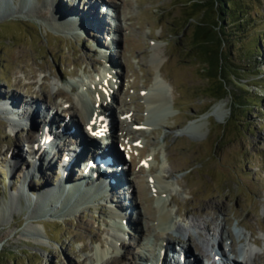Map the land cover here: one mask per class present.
Wrapping results in <instances>:
<instances>
[{"label":"rangeland","instance_id":"374dc122","mask_svg":"<svg viewBox=\"0 0 264 264\" xmlns=\"http://www.w3.org/2000/svg\"><path fill=\"white\" fill-rule=\"evenodd\" d=\"M239 2L248 21L230 31L225 77L229 89L243 94L250 111L232 119L233 94L221 99L210 94L209 65L201 56H194L191 48L196 21L187 13L193 0H0V100L14 95L13 101L19 98L22 104L16 114L0 108V264H109L123 249L148 254L150 248L157 253L162 240L156 235L162 230L158 224L163 211L185 224L193 223L194 212L206 219L213 213L216 218L219 215L230 227L238 248L247 243L240 235L253 234L258 242L253 246L258 258L261 255L256 263L264 264V0ZM99 3L114 9V20L103 13ZM96 7L107 22L94 19L100 32L107 25V30L99 33L102 37L66 23L63 11H72L71 16L73 11H89L94 17ZM115 26L119 30L115 31ZM258 43L259 49L255 47ZM109 63V70L117 72L114 81L119 78L122 82L115 98H108L114 141L116 138L121 143L122 130L130 127L136 140L144 144L142 149L131 148L134 161H129V170L123 172L122 181L113 189L119 191L124 178L129 183L133 178L124 193L133 203L139 201L136 206L141 213L147 199L151 200L156 216V220L142 219L141 224L152 226L151 233L139 231L140 245H136V238L124 235L118 253L110 248L112 227L117 222L126 225L122 220L127 219L120 212H112L118 196L114 192L108 195V189L96 192L94 201L90 197L87 202L84 197V201L77 199L79 204L62 197L59 206L55 200L38 197L59 188L67 147H58L53 169L42 176L35 171V162L45 168L52 164V155L34 153L33 144L48 123L44 115L52 112L58 119L66 116V99L77 110L71 122L85 119L87 112L90 115L88 107L94 104L86 102L85 97L80 100L78 93L83 83L106 73L104 68ZM77 81L80 86L72 90L70 84ZM161 89L166 96L151 107L149 95ZM27 101H35L42 109L33 117L37 124L30 128L23 111ZM47 104L54 110L44 114ZM125 110L135 115L131 123L126 122L130 115L124 119ZM150 115L153 120L148 121ZM148 122L151 124L145 129L134 128ZM29 133L35 134L30 143ZM140 153L149 158L151 167L139 161ZM17 158L21 160L14 164ZM73 174L76 177L79 173ZM159 176L167 185L162 194L155 186ZM119 206V210H127L124 204ZM210 206H215L214 210H209ZM136 212L130 209L133 218ZM212 228L219 233L216 225ZM169 231V245L176 251L180 248L175 240L178 233L173 228ZM192 231L182 237L189 254L196 258L202 247L196 241L201 245L206 232L197 226ZM232 240L223 235L221 247L227 253ZM210 249L217 250L218 243ZM100 250L108 251L107 255H98ZM151 255L141 263L153 262ZM243 262L247 264L246 260L239 264Z\"/></svg>","mask_w":264,"mask_h":264},{"label":"bare ground","instance_id":"6f19581e","mask_svg":"<svg viewBox=\"0 0 264 264\" xmlns=\"http://www.w3.org/2000/svg\"><path fill=\"white\" fill-rule=\"evenodd\" d=\"M114 6H115L114 8H117L116 4H114ZM39 12H41V10ZM71 12L72 11H70L68 9L63 11L65 18H66V23L68 24V26H71V27L75 26V28H76V26L77 27L80 26L84 30H89V31L93 30L95 32L96 36L100 35V37H102V35L99 33H102V32L107 30V25H105L106 29L102 30L101 32L98 30V28L96 26V22L94 19H96V18H99V19L103 18L104 19V16L101 13L102 11H100L98 9V7H96V10L94 11V13H95L94 17H90L89 14H91V13H89V11L88 12L73 11V16L70 15V14H72ZM105 22H106V20H105ZM58 24L61 25L62 21ZM106 24H107V22H106ZM114 30L115 31L119 30V27L115 26ZM111 70L113 71V68ZM111 70H109V71H111ZM115 76H116L115 71L113 74H110V78H109V74L104 72L98 78H94L93 80L90 79L89 82L83 83V85H85L84 92L79 91L78 98L81 100V98L83 99L85 97L84 99L86 100V102L90 101L94 104V105L88 107L89 109H91L90 115L87 112L84 114V117L86 115L85 119H83V117L80 119L78 118L77 121H75V120L73 121L74 123L71 121H67L65 123V126H66V129H71L72 128L71 124H74V126H75V122L78 124L81 121L87 129L85 131L84 128H78L74 134H71V135L75 136V138H74L75 140L72 141V143L74 142L75 146H77V147H75V148L70 147V148H68V152H65L66 155H70V160L65 161V159H64L61 162L63 174L61 175V177L58 180L59 183L57 185L59 188L54 189L53 191L50 189L49 191H51V192L47 191L48 192V193L46 192L47 194L46 193L43 194L44 192H42L41 195H38V197L42 198V196H44L46 198L45 199L46 201L47 200H50V201L55 200L56 204L59 206L58 200L61 199L62 197H66V199L74 200L75 203L79 204L78 202H76V200L78 199V200L84 201L82 199L83 197L85 198L86 202L89 201L87 199L88 197L91 198L90 201L96 200L97 199V195H96L97 193L96 192H98V194H99V192H105L108 189H109L108 195H110V192H114L115 193L114 196L115 195L118 196L119 202L115 204L116 206L114 209H112V212H115V213L120 212V214L122 215L121 217L127 218L125 221L126 225L121 226L117 222L116 224L114 223L113 227H112V231H111L112 239L110 240V248L112 247L111 249H113V251L116 250V252L118 253L120 246H122L123 241L121 239H123L122 237L124 235L125 236L129 235V236H132V238H136V240H137L136 245L137 244L140 245L141 240L137 236L139 234V231L141 234H145L147 232L151 233V226H152V225L150 226L149 224H145V225L141 224L142 219L147 218V220H149L150 219L149 217H153V220H156V216L154 215L155 210L151 207V204H149L150 202H152L151 200L147 199L148 205L144 208V212L141 213V211L139 209H137V206H136L137 202H139V201L136 200L135 203H133L132 201H130L128 199V197L124 193V191H125L124 189H126L127 183L129 184V180L127 178H124L123 183L121 184L120 187H118L119 191H114L115 190V189H113L114 186L116 184H120V182L123 179V175H124V173H123L124 169H119V166H118L119 164H116V165L113 164V165L108 166L107 168L100 167L102 170L99 169V166L97 168L88 166L89 165L88 163L90 162V159H91L90 155H95L97 152L99 153L101 148L106 149V147L108 146V147H110L109 148L110 151H107V153L111 154V155L115 153V151H114V147H115L114 136H112L111 134H110L111 135V139H110L111 143L104 144L103 146H101V148H99V146L97 147V146L90 143V141L96 142L97 135L99 134L100 131H106L107 127H105L103 125L104 121L100 120V116L103 114L106 115L108 112L111 114V110H110L111 109V103H110V101H108V96L113 95V91L111 90L114 87V84H112V79ZM107 78H109V79L107 80ZM55 81H56L55 83H57L59 80L56 79ZM78 82L79 81H77L76 83L72 82L70 84V87L72 90H73L74 86H76V85L80 86V82L79 83ZM107 85H108V88H107L108 90L106 89ZM118 86H120V88H121V82H118ZM66 88H68V87H66ZM164 90L161 89L160 91H154L153 93L151 92L152 94L149 95L151 107L154 105V103L156 101H160L161 99L164 98V96H166V93ZM111 92H112V94H111ZM13 96L14 95H12L11 98H9V99L5 98L3 100H0V108L7 110L8 113L11 112L12 114H16L19 112V109H20V107H22V104L19 103V102H21L19 100V98H18V102L13 101V98H12ZM113 96H115V95H113ZM74 97L76 98V94L74 95ZM109 98H111V97H109ZM68 100L66 99L65 101H63V104H66V102H68ZM17 103H18V105H17ZM28 103H25V105H24L25 108L23 111H24V114L26 115V117H24V118L26 119L27 123H31V125H33V127H34L35 124H37V122H36L35 118H33V117H35V115L37 116V114L39 112L37 111V107H36L37 104H35V101L30 102L29 104ZM163 105L164 104L161 103V106H163ZM47 106L49 107L50 105L47 104ZM157 108H159V107H157ZM50 109H51V111L54 110V109H52V107L49 108V111H50ZM137 109H138V107H137ZM141 109H143V110H141V112H142V111H144L145 108H141ZM153 110H155V108ZM76 112H77V110H76L75 106H73V103H70V100H69L68 108L65 110L64 113L71 116ZM126 112L128 113L129 111H126ZM152 113H153V111H152ZM93 114H96L95 115L96 117L93 118L92 117ZM143 115H144V113H143ZM45 116H48V115H45ZM130 116L131 117L128 118V120L126 121L127 123H131L135 118V115L133 113H131ZM58 117L59 116L56 113H53L52 117L50 118V123L52 125V128H54V130H52V132L56 136L60 134L59 130L55 129V127H56L55 125L57 124L58 120H60V119H58ZM136 117H140V119H143L144 116H136ZM13 119H15V121L16 120L18 121V117H16V116L13 117ZM150 120H153V116H151V115L148 117V121H150ZM61 121H64V119L62 118L60 120V122ZM149 124H151V123L148 122V124H146V125H149ZM59 126H60V124H59ZM88 128H90V129L88 130ZM99 128H102V129L99 132H97ZM43 131H45V128H43L42 131L41 130L39 131V134L41 135L39 141L33 143L34 144V153H42V154L50 153V155H52L51 159H50V162L52 164H50V163L46 164L45 168H44V166L39 164V162H35V171L40 172V175H42V176L46 173V171H49V173H50V170L53 169V164H54L53 161L55 162L58 159L57 154L59 152V149L56 150V148L59 147V145L57 143L53 144L52 142L47 141L45 139ZM134 132L135 131L129 127L125 130H122L121 136L123 137V139L136 140V138H135L136 134ZM34 135L29 133L28 138L30 140L27 138L29 140V143L31 140L34 139ZM69 136L70 135H68V137ZM87 138H89L90 141L89 140L87 141ZM36 143H38V149H35ZM97 145H99V144H97ZM78 147H81L80 151L77 150ZM65 150H66V148H65ZM117 152H118V150H117ZM43 159H44V157H43ZM71 159H75V161L71 166L72 168H71L70 172L66 175L65 171H63V169L65 170L67 165L71 163ZM118 159L121 161V158H118ZM20 160L21 159H19V158H17V160L15 159L14 164L15 163L18 164ZM87 167H88V170H86ZM154 168L155 167H153V169ZM75 172L79 173L76 176L77 178L74 177L73 173H75ZM91 174H93V175H91ZM112 177L116 178V182H111ZM105 178L108 179V181ZM48 181H49V179H46V182H48ZM99 181H101L100 184H98ZM156 181H155L157 183L155 185L156 191H157V193L162 194L164 192L162 190V188L166 187L167 185L164 186L162 184L160 176L156 177ZM130 184H131V182H130ZM80 185H81V188L79 187ZM70 186H73L74 188L70 187ZM77 195H79V196H77ZM47 198H49V199H47ZM172 198H173V196H172ZM142 199H143V197H142ZM165 200H166V198H165ZM120 204H122V205L124 204L125 209H127V210H124V211L122 209L119 210V208H121L119 206ZM178 204H179V202H178ZM221 205H218V206L220 207ZM214 208H215V206H210L209 210H211V209L214 210ZM220 208L224 209L223 205ZM130 209H132V212L137 211L136 212L137 216H135V218H133L132 215H130ZM186 211H188V210H186ZM153 212H154V214H153ZM189 213H190V211H189ZM184 214H187V212H185ZM196 214H198V213H196ZM213 214L209 219H206V218H203L201 216L195 215V212H194V215L192 218L193 223L185 224L179 220H176V218L175 219L172 218V214L170 212H167V211L164 212L163 211L161 213V216H160L161 223L158 224V227L162 230L160 233H158V235H156L159 238H161V240H162L159 248L157 247L158 248L157 253L152 252L153 249H150V248L147 249L148 254H134L133 252H130V251L123 249L120 252L121 256H116V257L111 258L110 259L111 261L109 262V264H142L141 261H143L144 258H150V255L152 253H154L153 255H151V257L152 256L154 257V259H153L154 264H171L170 259H168L169 255H171L170 253L172 251V248L169 245V240H168L169 236H170L169 235L170 228L175 229V232L177 231L176 233H178V235L175 237V240H176V243L180 244L179 246H181V252H180L181 255H180V259H179L178 264H198L197 260L200 262V264H206V262L211 263V264H228V263L239 264V262H242V259L240 257H241V254H243V253L250 260V262L252 264H257L256 262H257L259 252H256L253 244L258 243V242L256 239L253 238V234H251V236H248L246 234L240 235L239 238L241 240L246 238L247 243L245 245H243V247L240 246V248H238L236 246L237 245L236 241H234V239L232 240L233 237H232V234L230 231V227L228 228L227 227L228 224L226 225L227 222L226 221L223 222V220H221L219 218L218 214H217L218 215L217 218ZM212 225H216L217 228H220L219 233H217L216 230H213ZM43 226H44V224H43ZM194 226L200 227L202 230H205V232H206L205 236L202 238L203 242L201 243V245L198 243V241H196L200 247L202 246L201 250L198 251V255H196L197 259L196 258L193 259L191 253L189 254V252H190L189 248H188L189 246L187 245L186 240L182 237V236L185 237V236L190 235V232H193L192 228ZM130 234H132V235H130ZM141 234H139V236ZM224 234H227V236L230 237L232 240L229 244V247H228L229 252L231 254L229 252L227 253L226 250L223 247H221V240H222ZM216 243H218V249L215 251H214V249H210V246H215ZM193 245H194V242H193L192 246ZM193 248H194V246H193ZM107 253H108V251L105 252L103 250H100L98 252V255L104 256V255H107ZM237 255H238V257H237ZM260 256H259V258H260ZM171 258H173L172 255H171ZM171 261H173L174 263H177V260L173 259ZM145 264H148V263H145Z\"/></svg>","mask_w":264,"mask_h":264},{"label":"trees","instance_id":"16d2710c","mask_svg":"<svg viewBox=\"0 0 264 264\" xmlns=\"http://www.w3.org/2000/svg\"><path fill=\"white\" fill-rule=\"evenodd\" d=\"M239 1L193 0L192 7L187 13L191 19L196 21L191 42V48L195 52L194 56H201L209 65L207 77L211 82L210 94L214 98L221 99L231 93L233 99L235 98L232 103V119L239 117L243 111H250L248 104L243 101V94L229 89L225 77L229 69L230 55L228 52L225 53V49L230 43V31H234L248 21ZM199 12L202 14L197 16ZM255 47L259 49L260 43ZM255 105L259 104L255 103Z\"/></svg>","mask_w":264,"mask_h":264}]
</instances>
